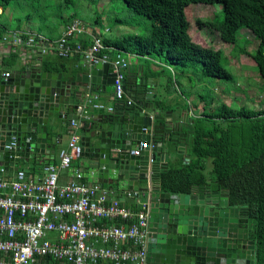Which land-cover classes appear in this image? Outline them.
<instances>
[{"label":"water","instance_id":"1","mask_svg":"<svg viewBox=\"0 0 264 264\" xmlns=\"http://www.w3.org/2000/svg\"><path fill=\"white\" fill-rule=\"evenodd\" d=\"M100 73L113 85L109 64L92 68L86 82L95 83ZM127 82L125 78V91L135 104L127 106L122 100L105 121L84 130L80 157L104 189L116 192L122 201L129 193L148 204L146 264H255L254 242L249 238L255 221L243 212L246 209L230 206L225 190L193 186L189 194L176 195L174 215L170 206L167 214L156 216L158 192L152 183L148 187V178L165 169L170 154L181 153L190 134H183L180 125L166 119L154 103L141 105L139 91L131 92ZM75 83L41 67L0 74V164L24 163L32 168L39 163L51 136L49 127L56 117L67 118L73 106ZM140 139L153 143L151 154L130 153Z\"/></svg>","mask_w":264,"mask_h":264},{"label":"built area","instance_id":"2","mask_svg":"<svg viewBox=\"0 0 264 264\" xmlns=\"http://www.w3.org/2000/svg\"><path fill=\"white\" fill-rule=\"evenodd\" d=\"M85 29L74 21L57 40L31 35L20 41L12 35L11 43L40 55L76 57L89 69L109 64L114 74V99L133 105L125 98L123 81L129 64L124 51L105 44L99 33L91 36L88 46L73 41L86 33ZM91 108L115 111L113 106L101 103L96 94L86 93L69 120L70 138L59 152V164L44 167L45 175L39 181L29 180L22 171L14 180L0 178V264H85L91 257L106 259L110 264H146L145 208L135 213L119 200L108 199L105 191L84 180L78 168L65 184L58 182L59 173L81 156L80 133L90 120ZM152 146L150 140H144L131 154L139 156ZM107 219L132 223L119 227L98 224ZM99 241L110 247L96 252L94 246Z\"/></svg>","mask_w":264,"mask_h":264},{"label":"trees","instance_id":"3","mask_svg":"<svg viewBox=\"0 0 264 264\" xmlns=\"http://www.w3.org/2000/svg\"><path fill=\"white\" fill-rule=\"evenodd\" d=\"M122 1L128 9L149 21V33L114 41L103 39V42L127 53L132 46L136 55L163 56L165 64L179 67L181 72L175 78L180 81L185 75L192 86L196 85L193 76L199 71L197 67L201 69L199 80L203 83L212 78L232 80L222 66L223 53L195 44L189 35L186 16L189 5H219L223 19L198 20V27L216 31L234 49L239 30L247 28L258 41L251 58L262 81L260 90L264 92V0ZM10 2L0 0L2 12ZM5 31V25L0 23V40ZM204 97L200 94L198 99ZM212 101L209 97L203 112L193 120L189 163L161 172L158 178L167 192L187 193L192 185L203 184L208 178L216 188L227 191L230 206L246 209L244 213L255 221V228L249 232L254 242V263L264 264V109L221 104L208 110Z\"/></svg>","mask_w":264,"mask_h":264},{"label":"crops","instance_id":"4","mask_svg":"<svg viewBox=\"0 0 264 264\" xmlns=\"http://www.w3.org/2000/svg\"><path fill=\"white\" fill-rule=\"evenodd\" d=\"M0 13H3L0 18L4 17V19H6L8 22L11 14L9 11H7V8L3 12L0 8ZM74 20L75 19H73L71 22L54 26V29L51 30L52 33L48 35L38 32L35 27H30L28 29L15 25L8 27L9 25L6 26V24L1 22V20L0 23L5 25V33L7 37L10 35L15 37L18 36L21 39L20 41H25L26 38L30 37L31 35H40L50 40H57L63 34L65 28L73 23ZM85 30L86 33L76 37V39L73 41H78L83 46H88L91 42V36H98V32L95 29L88 28ZM12 39L6 40L3 38V40H0V74H10L14 71H24V68L26 67H41L42 71L51 73L54 72L56 76L60 74L62 79H71L76 82L75 91L77 94L73 97V106L68 108L67 118L58 119L56 117L55 124L49 127L48 132L51 133V136L48 140L47 147H45V152L39 156V163L34 164L32 168L25 167L24 163L14 162L13 166L11 167L9 165L4 166L0 164V178L2 179L14 180L17 173L22 171L29 180L37 182L45 175L44 167L48 165L59 164V152L66 148L70 138L69 120L75 115L74 106H77L81 103L86 93L89 92L91 94H96L101 103L107 106H113L114 109L119 108L121 105H123V103L122 101L118 102L114 99V86L112 83L107 82L108 80L104 74L100 73L99 75H96L95 83L91 84L90 82H86L85 78L88 76L91 69L83 66L80 63L79 58H62L56 55H40L37 51L31 52L30 50L32 49L29 50L23 45H13L11 43ZM123 57L129 64V72L128 70L125 72V78L128 79L127 85L131 87V92L139 91L138 98L141 105L145 106L154 103L156 108H159L165 112L166 119H172V121L180 125L183 134H190L189 140L187 142H182L183 144L185 143V147L182 149L181 153L176 155L170 154L165 169H159V172H157L152 179V186L158 192V199L154 203L153 207L155 208L156 216L161 217L162 215L167 214V212L170 210V206H172L171 212L174 215L176 213L175 206L178 207V196L176 195L189 194L193 186L199 187L201 189V186L203 185H210L213 190L220 189L216 188L213 185V181L208 178V180L203 184L192 185L187 193L167 192V190L162 189L160 179L158 178V175L161 172H166L170 168H178L181 165H187L191 160L189 145L192 139L193 120L200 116L204 110L203 105H205L207 102L204 99H198L197 102H194V100L190 99V101H187V99L183 98L182 93L185 90H190V92H196L198 94L196 89L199 88V86H192L187 77L186 80L182 81H179L176 78L173 80L172 76L177 73L170 69L161 58L155 56H143L144 62H141L139 58L142 56L136 54L133 55L127 52H123ZM133 57L134 59H132ZM88 84L90 87L87 88ZM179 88L183 89V91L180 92V90H177ZM111 114L113 113L107 112L105 109L100 110L91 108L89 110V115L91 117L89 122L85 124L84 130L89 129L92 124L98 125L99 122L105 121L104 118ZM82 132L83 131L80 133V138ZM140 142H143L142 139L138 141L137 146L140 144ZM83 159L84 158L79 157L73 160L69 169L61 171L59 173L58 182L60 184H65L72 177V175H74L75 169L78 168L82 173L84 180L89 185L98 186L100 189L105 191L108 199H117L121 202L123 207L135 213L139 212L142 204H145L143 199L141 200L140 198L132 197L128 193L127 197L122 201L116 192L104 189L95 181V178L89 180L82 172V168H84L82 162ZM30 164L31 163L29 162V165ZM210 166L211 165L209 163L208 171ZM147 221L148 225L146 227V235L149 233V210ZM131 223L132 221L121 219H107L98 222L99 225L108 227L128 226ZM55 237L56 235L53 233L52 238ZM108 245L109 244L99 241L94 246V249L96 252H100L102 249L109 248L110 246ZM48 263L54 262L48 261ZM99 263L110 264V262H107L106 259L99 257H95L94 259L91 257L85 262V264Z\"/></svg>","mask_w":264,"mask_h":264},{"label":"rangeland","instance_id":"5","mask_svg":"<svg viewBox=\"0 0 264 264\" xmlns=\"http://www.w3.org/2000/svg\"><path fill=\"white\" fill-rule=\"evenodd\" d=\"M7 11L11 14L10 18H7L8 22L4 17L0 18L6 26L15 25L26 29L35 27L38 32L46 35L52 33L51 30L54 29V26L71 22L73 19L86 29L97 30L102 39L109 41L134 34L146 36L150 28L149 21L128 9L122 0H11ZM186 16L190 24L189 35L191 40L200 46L220 50L225 58L222 60V66L232 76V80L221 81L218 78H212L208 83H201L202 81L199 80L201 69L197 67L199 71L194 74L193 78L196 79V86H199L196 89L198 94L185 90L182 93L183 98L187 101L191 99L197 102V96L201 94L205 96L204 100L209 102V97H211L213 101L208 110H212L221 104L233 108L246 106L254 110L264 109V92L261 91L262 81L251 58V53L258 46V41L253 34L247 28H241L238 32L239 40L234 49L233 45L223 42L216 31L210 32L208 28L200 29L197 25L198 20H213L215 18L222 20L223 13L219 5L201 3L189 5L186 9ZM3 38L12 39V35L7 37L5 33L2 40ZM128 53L135 54L132 46H129ZM155 57L164 61L163 56ZM139 60L144 62L143 56ZM168 66L176 73L181 72L179 67L174 64L169 63ZM172 78L174 80L175 75ZM182 80H186L185 75H182L180 81ZM177 90L183 91L180 88ZM151 148L143 149L142 152L148 150L151 154ZM82 162L84 176L89 180L94 179L91 174L92 171L87 167L86 160L83 159ZM151 163V157H149V164ZM151 183V178H148V187L151 186ZM142 208L148 212L149 206L145 203L142 204Z\"/></svg>","mask_w":264,"mask_h":264},{"label":"bare ground","instance_id":"6","mask_svg":"<svg viewBox=\"0 0 264 264\" xmlns=\"http://www.w3.org/2000/svg\"><path fill=\"white\" fill-rule=\"evenodd\" d=\"M128 72H129V69H128ZM113 73V72H112ZM4 75H6V74H4ZM8 75H9V73H8ZM8 75H6V76H8ZM113 78H114V74H113ZM114 80V79H113ZM125 80V79H124ZM113 84H114V81H113ZM123 85H124V92H125V98H128V95H127V93H126V91H125V84H124V81H123ZM133 101V100H132ZM134 102V101H133ZM134 104H135V102H134ZM74 107H76V106H74ZM138 147V146H137ZM136 147V148H137ZM136 148H134V149H136ZM133 149V150H134Z\"/></svg>","mask_w":264,"mask_h":264},{"label":"flooded vegetation","instance_id":"7","mask_svg":"<svg viewBox=\"0 0 264 264\" xmlns=\"http://www.w3.org/2000/svg\"><path fill=\"white\" fill-rule=\"evenodd\" d=\"M148 235V234H147Z\"/></svg>","mask_w":264,"mask_h":264}]
</instances>
